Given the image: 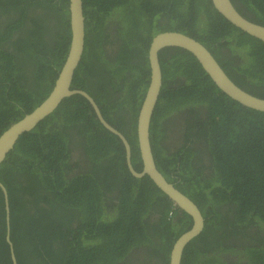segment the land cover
Wrapping results in <instances>:
<instances>
[{
  "label": "trees",
  "instance_id": "1",
  "mask_svg": "<svg viewBox=\"0 0 264 264\" xmlns=\"http://www.w3.org/2000/svg\"><path fill=\"white\" fill-rule=\"evenodd\" d=\"M231 1L241 15L264 26V0ZM88 4L96 8L95 13L87 11ZM83 6L85 47L73 88L87 92L110 122L113 120L108 112L131 110L130 125H119V129L131 146L132 165L138 172L143 170L137 119L149 85L151 41L147 37L153 32H179L197 40L212 52L235 84L264 99V43L229 23L211 0H83ZM136 11L140 13L137 16ZM165 19L173 22L170 27ZM1 21L0 136L52 91L71 43L69 0H0ZM111 23L117 24L121 42L106 39L101 44L97 36L110 34L105 26ZM114 42L119 44L118 53L110 57L105 46ZM227 48L230 51L222 55L220 52ZM159 60L163 87L150 129L156 166L168 182L198 206L206 221L202 234L185 250V259L193 253L209 256L220 250L234 255L244 252L249 264H264V113L229 98L189 52L165 48ZM235 62L239 65L233 66ZM170 70L176 71L172 79ZM176 77L183 80L177 83ZM200 105L206 108V119H200L199 114L190 118L201 124L198 137L206 142L212 170L209 175L204 173L207 166H202L201 160L199 165L191 159L197 153L182 148L183 158L177 166L174 156L164 155L157 144L165 139L161 120L180 108L192 114V109ZM123 113L120 118L125 120ZM190 121L187 118V123ZM194 129L192 126L190 132ZM153 130H157L156 136ZM78 141L89 147L94 169L101 167L98 163H107L121 172L123 160L96 156L106 154L113 146L124 156V146L102 129L81 95L65 99L53 114L23 134L0 164L17 263L121 264L131 249L144 242L149 256L168 264L174 242L192 227L191 217L180 210L170 215L176 208L167 196L149 178L137 180L127 170L123 180L103 192L95 176L80 173L67 178V171L72 169L69 146ZM114 189L120 194L118 208L113 207L115 199L105 196ZM150 201L151 206L155 202L166 205L164 221L153 227L139 216L149 211ZM111 208L117 209L116 217L108 214ZM73 219L80 225L68 231L74 233L69 239L63 229ZM7 231L0 190V264H13ZM75 231L85 234V240L78 239ZM232 238L260 246H237L230 242Z\"/></svg>",
  "mask_w": 264,
  "mask_h": 264
},
{
  "label": "water",
  "instance_id": "2",
  "mask_svg": "<svg viewBox=\"0 0 264 264\" xmlns=\"http://www.w3.org/2000/svg\"><path fill=\"white\" fill-rule=\"evenodd\" d=\"M214 9L234 27L248 36L264 43V26L254 23L241 15L231 0H211ZM71 43L68 54L62 65L55 84L49 96L30 114L21 120L11 124L0 136V164L14 149L18 139L25 133L35 129L42 121L55 112L61 103L72 96H80L87 100L97 120L111 133L118 136L126 153V165L130 173L137 178L149 177L156 187L168 197L177 209L191 217L193 224L189 231L182 234L175 242L170 264H180L182 255L187 246L203 231L205 220L198 206L173 184L168 182L157 169L153 157L150 141V126L153 114L162 89V70L159 61V51L163 48L174 47L189 52L200 63L204 71L210 76L215 85L233 101L243 107L264 113V99L258 98L230 79L225 70L219 64L212 52L197 40L179 32H163L157 35L149 48L150 79L149 85L139 111L137 119V138L140 156L142 158L143 171L136 172L130 163L131 151L125 137L112 128L104 120L100 108L94 99L85 91L73 88L75 72L81 62L85 46V15L83 0H69ZM0 190L4 196L7 214L6 242L9 245L11 260L18 264L13 243L10 238V207L8 192L0 182Z\"/></svg>",
  "mask_w": 264,
  "mask_h": 264
},
{
  "label": "flooded vegetation",
  "instance_id": "3",
  "mask_svg": "<svg viewBox=\"0 0 264 264\" xmlns=\"http://www.w3.org/2000/svg\"><path fill=\"white\" fill-rule=\"evenodd\" d=\"M90 6H91V9H90ZM87 11L95 13L96 8L93 7L92 5L88 4L87 5ZM172 23L173 22L165 19V25L170 27ZM179 23H183V21L179 22ZM0 24L2 25L3 21H1ZM105 28L110 34L106 33V34H102L101 36H97L100 39L101 44L106 39H108L109 41H110V39H112V40L116 39L119 43L121 42L120 38L118 36L117 24L111 23V25L109 27L105 26ZM159 34H161V33L155 34L153 32L152 35L147 37V41H151V43H152L154 38ZM102 36H104V37H102ZM105 48L109 52L108 55L110 57H114V55L118 53L119 44L114 42V45H108L107 44V46H105ZM168 48H174V47H168ZM164 49L165 48H163L162 50H164ZM162 50H160L159 53ZM229 51L230 50L227 48V50L223 49L220 53L222 55H226ZM170 53H171V51H169L167 53V55H169ZM158 56H159V54H158ZM148 57H149V52H148ZM228 57L233 60V58L231 56H228ZM234 61H237V58H234ZM148 62H149V58H148ZM238 65H239V62H235L233 64V66H238ZM149 68H150V65H149ZM161 70H162V68H161ZM172 76H176L175 70L174 71L170 70V78L171 79H172ZM181 80H183V79L180 77H176L174 81L177 83H180ZM162 87H163V74H162ZM177 87H178L177 85L174 86L175 89H177ZM161 91H162V89H161ZM144 97H145V95H144ZM143 100H144V98H143ZM158 102H159V99H158ZM158 102H157V104H158ZM142 103H143V101H142ZM141 106H142V104H141ZM141 106L139 108V111L141 109ZM178 106H180V105H178ZM156 107H157V105H156ZM90 108H91V106H90ZM155 110H156V108H155ZM192 110L194 112L192 114H190V110H188L187 108L186 109L180 108L178 111H176V112L170 114L168 117H166V120H161L163 122L160 124V126L162 127L161 130L164 131L165 139H160L159 140L160 142H158L157 144L160 147H162V152L164 153V155L174 156L175 159H173V161H175L177 163V166L180 165V162L183 158L182 155H180V154H182V153H180V150L182 148H184V150L189 149L190 151H192V154L197 153L195 156H191V159L193 160L194 163H197L199 165H201V164L198 162V160H201L202 166H207L206 169L204 170V173L209 175L212 172V170L210 169V159H209L208 151L206 148V142H205V139L198 137L200 135V130L198 127L201 124L196 123L194 118H192V119L190 118V117H193V114H199L200 119L201 118L206 119L205 118L206 113H207L206 108L204 106L200 105L199 107H197L195 109L193 108ZM91 111H92V109H91ZM122 112H124L123 115L125 117V120L120 118ZM122 112L117 113L116 110H112L111 112H108L109 117L113 120V122H110L108 119H106L103 114H102V116L108 125H110L112 128L117 130L119 133H121L125 137L123 132L119 129V125H125L126 127H128L127 125H130V118H131L130 112H131V110L128 109V110H125ZM92 113H93V111H92ZM154 113H155V111H154ZM153 116H154V114H153ZM187 118H189L191 120L190 123H187ZM96 120H97V118H96ZM157 121H158V119H157ZM99 124L104 131H106L107 133H109L113 137H115L119 141L120 145L122 146L121 140L119 139L118 136L114 135L109 130H107L100 122H99ZM192 126H194L195 129L190 132V128H192ZM150 129H151V126H150ZM153 131H155L153 136H156L158 133L157 130H153ZM69 149H72V152L70 154V165H72V169L67 171V178H71L72 176H74L76 174H80V173L84 174V175L95 176L96 179L100 180V182H101L99 188L102 192H103V190H106L108 188L113 187L118 182L119 179L123 180L124 179V173H126V170L129 172V174L133 178H135L137 180H143V178L147 177V176H145L142 178H137V177H134L130 173V171L128 170V167L126 165V153H125L124 147H123L124 156L122 154L118 153L114 146L111 150H108V152L106 154L96 155V156L110 155V156L115 158L116 162H117V160H119V161L123 160L124 162H123L122 166L124 167L125 171H122V166H121L120 167V170H121L120 173H117V171H116L117 168L108 166L107 163H98L97 165H99L101 167L94 169L95 164L93 163V156L88 150L89 147H86L85 145L83 146V144L80 143V141H78V143H74L73 146H69ZM108 149H109V147H108ZM156 151L159 154L160 150L158 148L156 149ZM154 160H155V158H154ZM141 161H142V159H141ZM142 169H143V164H142ZM136 172H138V171L136 170ZM175 173H178V171ZM173 175L175 176V174H173ZM147 178H149V177H147ZM111 192L112 193L106 192L105 196L108 198L115 199L116 200L115 206L111 205L110 202L108 203V206H110V207L113 206L114 208H118L120 206L119 205L120 204L119 191L117 189H114V190H111ZM165 206L166 205L164 203H159V202H155L151 206V201H150L149 207H151V208L149 209V211L146 214H145V212H143V216L141 214H139L141 221L143 223H148V225L150 227H153L155 224L157 225L159 222L162 223V221H164L163 216L165 213V209H164ZM174 207L176 208V206H174ZM175 210H179V209H177V208L173 209L172 208L170 215L173 212H176ZM108 214L112 217L115 215L114 217H116L118 214V211H117V209L111 208V209H109ZM79 225H80V223H79L78 219H73L71 221V225H68V228L63 229V231L65 230L66 233H68L69 239L74 238V233L71 234L68 231H71V229L77 230ZM204 228H205V225H204ZM251 231L252 230L250 228L247 229V232H249L250 234H251ZM75 232H78V231H75ZM78 233H79L78 239L85 240L86 235L81 233V232H78ZM262 236H263V241H264V234H262ZM146 237H149L148 234ZM143 240H145V239H143ZM175 242H174V244H175ZM230 242L232 244L235 243L237 246L242 245V244L247 245V246H250V244L253 246H258V247L260 246L259 244L251 242V241H246V240L240 241V239L236 240L235 238H232L230 240ZM240 242H243V243H240ZM143 243L144 242H142V245L139 246L138 248L131 249V251L129 252L127 257L125 258V262H122L121 264H165L161 258H154L155 256H151V255H150L151 256L150 257L149 256L150 253H149V251H147V248H145V245ZM174 244H173V246H174ZM223 244L226 246L228 245V243L226 241H223ZM263 245H264V243H263ZM240 249L241 248L238 249L239 252H241ZM184 253H185V251H184ZM184 253L182 255L180 264H208V261H210V258L214 259V261H210V264H230V263L235 264L234 262H239L241 264H249L248 255L244 252H241L238 255H234V254L226 253V252H223V254H222V251L214 250V252H210L209 256H208V254L201 256L197 253H193V255L190 256L191 258L189 260L185 259ZM170 255H171V252H170ZM170 255H169V262H170ZM223 258H226V259L222 260ZM169 262H168V264H170Z\"/></svg>",
  "mask_w": 264,
  "mask_h": 264
},
{
  "label": "bare ground",
  "instance_id": "4",
  "mask_svg": "<svg viewBox=\"0 0 264 264\" xmlns=\"http://www.w3.org/2000/svg\"><path fill=\"white\" fill-rule=\"evenodd\" d=\"M194 40V39H193ZM96 104H97V102H95ZM97 106H98V104H97ZM126 140H127V138H125ZM138 139V138H137ZM127 142H128V140H127ZM129 143V142H128ZM130 145V144H129ZM129 149H130V151H131V146H129ZM153 152V151H152ZM153 157H154V154H153ZM142 159V158H141ZM130 163H132V161L130 160ZM155 164H156V162H155ZM203 216V215H202ZM204 217V216H203ZM205 223H206V221H205ZM206 225V224H205ZM186 233V232H185ZM173 248V247H172ZM172 251V250H171ZM222 254H223V252H222ZM214 255V254H213ZM230 256V255H229ZM222 257V256H221ZM228 257V256H227ZM224 259H226V258H223L222 260H224ZM231 259V258H230ZM242 262V261H241ZM234 263H237V262H234ZM231 264V263H230Z\"/></svg>",
  "mask_w": 264,
  "mask_h": 264
},
{
  "label": "rangeland",
  "instance_id": "5",
  "mask_svg": "<svg viewBox=\"0 0 264 264\" xmlns=\"http://www.w3.org/2000/svg\"><path fill=\"white\" fill-rule=\"evenodd\" d=\"M138 14H140L138 11H136V12L134 13L135 16H137Z\"/></svg>",
  "mask_w": 264,
  "mask_h": 264
},
{
  "label": "clouds",
  "instance_id": "6",
  "mask_svg": "<svg viewBox=\"0 0 264 264\" xmlns=\"http://www.w3.org/2000/svg\"><path fill=\"white\" fill-rule=\"evenodd\" d=\"M85 37H86V35H85ZM85 47V46H84Z\"/></svg>",
  "mask_w": 264,
  "mask_h": 264
}]
</instances>
